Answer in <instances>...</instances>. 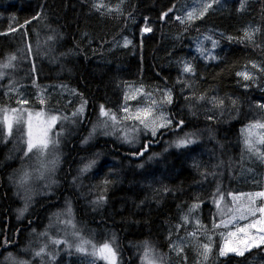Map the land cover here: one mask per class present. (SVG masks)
Instances as JSON below:
<instances>
[{"label":"trees","instance_id":"trees-1","mask_svg":"<svg viewBox=\"0 0 264 264\" xmlns=\"http://www.w3.org/2000/svg\"><path fill=\"white\" fill-rule=\"evenodd\" d=\"M99 1L0 0V61L16 51L9 40L18 31L45 22L53 28L58 53L64 52L67 60H59L56 72L43 63L38 84L66 86L87 105L82 131L68 145L63 184L56 194L42 198L40 212L33 210L16 222L13 208L18 202L7 189L9 169L0 170V180L7 178L3 186L0 181V200L6 206L0 209V264L7 253L22 256L27 232L40 225L48 208L61 203L71 205L79 221L112 232L122 264H145V258L183 262V254L192 263V247L184 246L179 255L172 249L176 229L188 211L196 206L197 215L208 221L221 195L264 188V164L250 163L242 133L256 122L257 104L264 102V0H221L183 22L177 12L192 0H102L106 11L97 10ZM146 26L151 31L143 34ZM207 31L217 37L209 57L194 46L195 38ZM185 64L193 71L185 72ZM240 73H248L250 79ZM123 84L143 86L172 118V125L155 135L141 128L135 149L108 139L80 148L101 106L114 110L123 102ZM183 85L198 97L219 98L222 107L215 117L199 115L197 102L182 95ZM54 104L52 108L59 105ZM186 137L193 142L177 147ZM146 138L151 142L145 143ZM91 156L97 162L96 175L84 178V191L83 182L73 177L82 166L81 157L86 161ZM246 166L258 172L257 183L238 182ZM93 184L102 189V199L99 193L91 194ZM217 251L218 244L215 257ZM68 264L83 262L71 257ZM216 264H264V244Z\"/></svg>","mask_w":264,"mask_h":264},{"label":"rangeland","instance_id":"rangeland-1","mask_svg":"<svg viewBox=\"0 0 264 264\" xmlns=\"http://www.w3.org/2000/svg\"><path fill=\"white\" fill-rule=\"evenodd\" d=\"M219 1L221 0H192L191 3H186L187 6L177 14L181 12L182 20H187L189 12L196 17L199 10H206L209 4ZM100 9L106 11L104 7ZM52 29L43 22L27 31H18L13 40H9L11 42L9 44L17 46L16 51L9 52L0 61V156L3 157L0 170L9 169V174L6 172L7 189L12 193L13 199L18 202L13 208L16 222L24 221L33 210L40 212L43 209L40 206L42 198H49L56 194L63 184L61 174L65 161L70 156L68 145L80 135L81 124L84 123L83 117L87 109L86 102L83 105L82 99L66 86L42 87L38 84L37 74L42 73L44 65L56 72L60 64L59 60L62 62L67 60L64 52L58 53L57 39ZM141 32L149 33L145 31V27ZM216 39L213 32L207 31L195 38V49L201 55L209 57L215 49L213 43L215 42L216 46ZM125 42L127 41L121 44L125 45ZM10 57L15 59L11 60L10 66L3 67L9 64ZM123 87V102L120 106L114 110H104L114 113L117 121L113 122L103 116L100 109L99 116L88 126L85 135L81 138L78 144L80 148L88 147L96 140L108 139L135 149L142 138L138 131L142 128V131L152 133L151 127L155 126L151 125L153 120L159 124L160 117L163 116L166 121H170L165 127H157L156 131L172 125V118L162 109V106L153 104L154 99L145 93L143 86L123 84ZM181 93L186 99L196 101L201 110L198 114L206 118L215 117L222 107L219 98L198 97L187 85L181 86ZM139 99H141L140 102H137ZM54 103L59 105L52 108L51 105H55ZM261 104H257V119L251 125L264 123V108L259 106ZM81 107H83L82 112ZM147 109L150 111H146ZM52 117L57 119L52 120ZM141 120L150 124V127L145 128ZM249 126L242 129L245 141L246 138L249 139L251 148L254 149L249 150L247 146L249 161L256 165L260 162L264 164V143L259 142L260 138L264 137V129L259 127L250 129ZM144 142L149 143L151 139L146 138ZM29 143L33 145L31 151L28 150ZM44 144H47V148L41 152ZM94 157L91 156L86 161L84 157H81L82 166L76 169L73 177L83 182L84 191L87 189L84 178L86 176L93 178L96 175L97 162L92 161ZM89 164L91 167L85 171ZM258 176V172L246 166L241 170L237 180L242 185L253 181L255 184L258 182ZM7 178L0 180L2 186L5 179L7 182ZM263 181L262 175V183ZM71 182L74 183L75 180ZM90 189L92 195L99 193V198H103L102 189L97 188L95 184ZM257 193H264V188L234 191L228 196L221 195L208 221L197 215L196 206L188 211L187 219H184L176 229L177 235L172 249L176 255H179L184 253V246L192 247L194 253L192 263H189L186 255L183 254V262L172 260L158 263L145 258V264H216L218 259L229 255L242 256L262 246L264 244V212L260 209L264 208V196ZM3 204L0 200V209L6 207ZM48 209L43 214L40 225H35L30 232H27L24 240L26 243L20 250L22 256L7 253L3 256L1 264H68L71 257L79 258L83 264H122L116 249L117 240L112 232L79 221L68 203L65 205L61 203L56 208ZM2 221L0 218V223ZM68 221L71 223H67ZM181 229H183L182 232ZM105 238L106 240L103 241ZM54 240L63 242L55 244ZM81 240L90 243L84 245L86 251L77 252L76 247ZM105 243L109 245L111 252L99 251ZM217 244L218 251L215 257L214 251ZM92 245L96 246L95 250ZM205 245L208 246L207 250ZM38 252L41 254L37 255Z\"/></svg>","mask_w":264,"mask_h":264},{"label":"snow or ice","instance_id":"snow-or-ice-1","mask_svg":"<svg viewBox=\"0 0 264 264\" xmlns=\"http://www.w3.org/2000/svg\"><path fill=\"white\" fill-rule=\"evenodd\" d=\"M210 6H211V5L209 4L208 7H210ZM95 7H96L97 10L99 11L100 8L105 7V5L103 4V2H102V0H101L100 3H97V4L95 5ZM241 8H243V5H241ZM107 10H108V11H111L112 9H107ZM164 15L167 16L168 13H164ZM34 18H36V17H34ZM194 18H195V17H194V15H193L192 12H189V13L187 14V17H186L187 20H192V19H194ZM176 19H181V17L178 16V17H176ZM182 22H183V20H182ZM145 31H151V28L148 27V26H146V27H145ZM245 35H246V36H249V38H250V34H249V33L246 32ZM126 43H127V42H126ZM213 47H215V42L213 43ZM14 59H15V57H10V59H9V64H8V65H3V67H8V66H10L11 60H14ZM254 67H255V65H254ZM184 71H185V72H192L193 69L191 68L190 65L185 64V66H184ZM239 75L244 76L245 79H250V76H249L248 73H240ZM168 100H169V102L171 101V95H170V93L168 94ZM154 103H155V101H153V104H154ZM259 106H260L261 108H264V104H261V105H259ZM80 111H81V112L83 111V107H81ZM125 111H127V109H125ZM146 111H150V109H147ZM101 114H102L103 116L108 117V119L111 120V121H113V122H116V121H117V117H116V115H115L114 113H109V112L104 111L103 106H101ZM126 118H127V117H125V119H126ZM137 118H139V117H137ZM56 119H57V117H52V120H56ZM160 121H161V122H160L159 124H157L155 120H153V121L151 122V125H155V126H152V127H151V131H152V134H153V135H155V133H156V128H157V127H165L167 124L170 123V121H166V120L164 119L163 116L160 117ZM141 123H144V121L141 120ZM105 126H107V125L105 124ZM144 126H145V128H149V127H150V124H148V123H144ZM255 127H259V128H261V129H264V123H258V124H256V125H250V126H249L250 129H251V128H255ZM9 130H10V126H9ZM93 131H95V129H94ZM192 142H193V141H192L190 138H187V137H186V138H184V139H180V140H178V142H177V147L187 146V144L192 143ZM259 142L264 143V137H261ZM245 143H246V146L249 147V150H254V149L251 148V143H250V140H249V139L246 138ZM32 147H33V145H32L31 143H29V145H28V150L31 151ZM45 148H47V144H44V145H43V147L41 148V152H43V149H45ZM145 150H146V149H145ZM139 154L142 155L143 153H139ZM90 167H91V164L87 165L86 168H85L84 170L87 171L88 168H90ZM257 195L264 196V193H257ZM260 211L264 212V208L260 209ZM21 214H23V213L21 212ZM185 219H187V218H185ZM67 223H71V221H68ZM73 227H74V225H73ZM62 242H63V241H60V240H54V241H53V243H55V244H59V243H62ZM88 243H90V242H89V241H86V240H81V243L76 247V251H77V252H83V251H86V249L84 248V245H85V244H88ZM92 247H93L94 250L96 249V246H95V245H92ZM204 247H205V250H207L208 246L205 245ZM104 250H108L109 252H111V248L109 247V245H108L107 243L103 244L102 247L99 249L100 252H103ZM40 254H41V253H39V252L37 253V255H40ZM93 254H94V253H93ZM240 254H242V253H240ZM113 255H114V253H113ZM145 255L147 256V253H146Z\"/></svg>","mask_w":264,"mask_h":264},{"label":"bare ground","instance_id":"bare-ground-1","mask_svg":"<svg viewBox=\"0 0 264 264\" xmlns=\"http://www.w3.org/2000/svg\"><path fill=\"white\" fill-rule=\"evenodd\" d=\"M264 94V93H263ZM88 125H90V124H88ZM102 226H103V224H102ZM105 227V226H104ZM166 238V237H165Z\"/></svg>","mask_w":264,"mask_h":264}]
</instances>
